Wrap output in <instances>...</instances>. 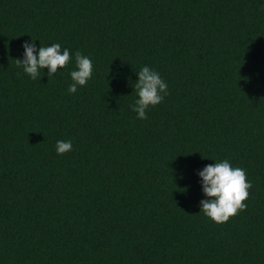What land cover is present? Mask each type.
Segmentation results:
<instances>
[{
	"label": "trees",
	"instance_id": "obj_1",
	"mask_svg": "<svg viewBox=\"0 0 264 264\" xmlns=\"http://www.w3.org/2000/svg\"><path fill=\"white\" fill-rule=\"evenodd\" d=\"M33 39L67 67H17ZM224 159L253 186L218 224L198 173ZM0 264H264V0H0Z\"/></svg>",
	"mask_w": 264,
	"mask_h": 264
},
{
	"label": "clouds",
	"instance_id": "obj_2",
	"mask_svg": "<svg viewBox=\"0 0 264 264\" xmlns=\"http://www.w3.org/2000/svg\"><path fill=\"white\" fill-rule=\"evenodd\" d=\"M35 40L24 43V57L16 59L17 67H22L33 80L40 77L41 69L48 68L47 75L51 78L58 69L67 67L72 59L69 49L62 50L60 43H53L51 46L40 47L37 52ZM75 60L77 70L71 71L73 83L67 89L71 94L77 92L78 86H85L93 74V63L88 56L77 51ZM134 89L138 99L132 105V110L137 113L138 119L146 120L147 109L162 102L168 92V85L157 71L145 65L138 71ZM72 148L70 140H58L56 143L59 155L71 151ZM198 175L202 178L203 192L208 197L200 202L201 211L211 220L218 224L225 223L230 217L246 210L245 201L253 185L248 181L245 169L233 167L229 160L224 159L206 165Z\"/></svg>",
	"mask_w": 264,
	"mask_h": 264
}]
</instances>
